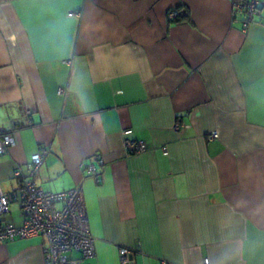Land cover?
Returning <instances> with one entry per match:
<instances>
[{"label": "crops", "instance_id": "1", "mask_svg": "<svg viewBox=\"0 0 264 264\" xmlns=\"http://www.w3.org/2000/svg\"><path fill=\"white\" fill-rule=\"evenodd\" d=\"M257 2L242 30L232 0H0V132L15 138L2 191L48 148L43 189L83 190L94 254L82 264H121V247L133 264H264ZM125 128L144 152H126ZM43 245L0 244V264H43Z\"/></svg>", "mask_w": 264, "mask_h": 264}, {"label": "built area", "instance_id": "2", "mask_svg": "<svg viewBox=\"0 0 264 264\" xmlns=\"http://www.w3.org/2000/svg\"><path fill=\"white\" fill-rule=\"evenodd\" d=\"M232 3L234 13L243 16L242 30H246L258 13L257 0H232ZM80 14V10L68 12L70 16ZM177 14L173 9L168 13V17L173 19ZM58 92L63 93L64 89L60 88ZM174 128L177 130L179 124ZM121 134L122 145L128 154H139L146 150L142 140L131 136V128L123 129ZM210 137L216 138L217 133L212 132ZM14 143L15 138L11 131L0 133V155L7 152ZM48 151V148H42L33 153L26 164V173L19 167L15 168L14 175L20 182L13 191L6 194L0 187V244L40 236L45 241L42 246L43 264H82L83 259L94 254V238L89 228L83 190L80 185L59 192L43 189L39 174ZM163 152L167 153L166 148H163ZM93 158L101 162L99 152H95ZM85 168L89 174L96 171L93 162L85 164ZM12 201L19 203L22 215L20 223L6 220L4 217L9 212ZM72 253H77L79 258L71 256ZM131 254L129 248H119L121 264H127ZM204 264H209L208 259L204 260Z\"/></svg>", "mask_w": 264, "mask_h": 264}, {"label": "rangeland", "instance_id": "3", "mask_svg": "<svg viewBox=\"0 0 264 264\" xmlns=\"http://www.w3.org/2000/svg\"><path fill=\"white\" fill-rule=\"evenodd\" d=\"M9 211L10 213L5 215L6 220H12L11 216L13 217V220H16L18 215H20V208L18 201H12L9 205Z\"/></svg>", "mask_w": 264, "mask_h": 264}, {"label": "trees", "instance_id": "4", "mask_svg": "<svg viewBox=\"0 0 264 264\" xmlns=\"http://www.w3.org/2000/svg\"><path fill=\"white\" fill-rule=\"evenodd\" d=\"M257 9H259V6H257ZM179 16H180V13L177 14L176 19H175L176 21H179V19H180ZM0 133H2V132H0Z\"/></svg>", "mask_w": 264, "mask_h": 264}, {"label": "water", "instance_id": "5", "mask_svg": "<svg viewBox=\"0 0 264 264\" xmlns=\"http://www.w3.org/2000/svg\"><path fill=\"white\" fill-rule=\"evenodd\" d=\"M127 264H133L132 258H129V262Z\"/></svg>", "mask_w": 264, "mask_h": 264}]
</instances>
